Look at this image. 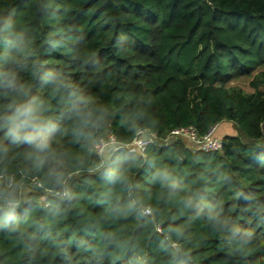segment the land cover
Returning a JSON list of instances; mask_svg holds the SVG:
<instances>
[{
  "label": "trees",
  "instance_id": "obj_1",
  "mask_svg": "<svg viewBox=\"0 0 264 264\" xmlns=\"http://www.w3.org/2000/svg\"><path fill=\"white\" fill-rule=\"evenodd\" d=\"M263 65L264 0H0V264H264Z\"/></svg>",
  "mask_w": 264,
  "mask_h": 264
},
{
  "label": "built area",
  "instance_id": "obj_2",
  "mask_svg": "<svg viewBox=\"0 0 264 264\" xmlns=\"http://www.w3.org/2000/svg\"><path fill=\"white\" fill-rule=\"evenodd\" d=\"M217 125L212 126L203 136L198 135L194 126H181L174 128L170 131L167 137L161 141L163 144L166 142H170L174 138H186L196 144V148H193L195 151H212V150H220L222 147L221 138L215 135ZM156 140L155 133L147 130L140 129L133 137V139L122 145L118 144L115 138L110 135L107 141H101L96 145V151L100 154L101 157L105 158V156L110 152L124 146L130 152L141 153L146 150V148L153 144ZM110 145H113L112 148H109Z\"/></svg>",
  "mask_w": 264,
  "mask_h": 264
},
{
  "label": "clouds",
  "instance_id": "obj_3",
  "mask_svg": "<svg viewBox=\"0 0 264 264\" xmlns=\"http://www.w3.org/2000/svg\"><path fill=\"white\" fill-rule=\"evenodd\" d=\"M5 83H6L7 86H13L14 78H7L5 80ZM32 111H33V109L31 108V106L26 105L23 108H17L15 110V113H16L15 116L8 118L9 120H12L13 124H14V126L10 127L9 130H8V134L13 138L14 142L23 140V141H26V142L31 144L36 139L35 137H33L31 135H28V134H23L22 135L19 125L15 124L16 120H19V119H22V118L26 119L29 116H31ZM48 147H49V145H48V143L46 141H41V142L36 144V148L39 151H41V152H44L45 150H47ZM111 178L112 177L109 176V179H111ZM64 195L65 196L69 195V192H68L67 189H65ZM8 205H9V207L14 208L15 207V201L12 200V199H9L8 200Z\"/></svg>",
  "mask_w": 264,
  "mask_h": 264
},
{
  "label": "rangeland",
  "instance_id": "obj_4",
  "mask_svg": "<svg viewBox=\"0 0 264 264\" xmlns=\"http://www.w3.org/2000/svg\"><path fill=\"white\" fill-rule=\"evenodd\" d=\"M253 79H257L258 81H260L262 83V88H264V65L258 67L255 71L251 73L250 76H243V77H239L235 79L234 81H232V84L242 87L244 91L246 92H252L254 91V89L251 86L250 81ZM223 132L237 133V129H236L234 122L225 121L223 124H220L219 126L217 125L216 130H215V135L221 138L220 136L223 134ZM182 140L186 144H189L190 147L196 148V144L194 142L186 138H182ZM105 157H110V152ZM41 197L45 198L44 196H41Z\"/></svg>",
  "mask_w": 264,
  "mask_h": 264
},
{
  "label": "crops",
  "instance_id": "obj_5",
  "mask_svg": "<svg viewBox=\"0 0 264 264\" xmlns=\"http://www.w3.org/2000/svg\"><path fill=\"white\" fill-rule=\"evenodd\" d=\"M225 122V121H224ZM224 122H221L220 124H223ZM225 133H227V132H223V134L222 135H224ZM221 135V136H222ZM188 146H190L189 144H187Z\"/></svg>",
  "mask_w": 264,
  "mask_h": 264
}]
</instances>
